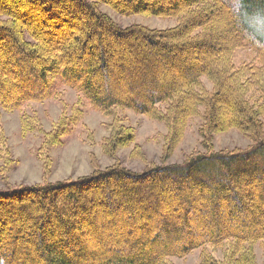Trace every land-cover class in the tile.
I'll return each mask as SVG.
<instances>
[{
  "label": "trees",
  "instance_id": "16d2710c",
  "mask_svg": "<svg viewBox=\"0 0 264 264\" xmlns=\"http://www.w3.org/2000/svg\"><path fill=\"white\" fill-rule=\"evenodd\" d=\"M103 3L122 16L178 24L123 26ZM257 17L264 0H0V117L65 86L105 115L121 107L167 127L161 163L142 171L92 162V173L75 180L1 189L0 264H168L196 250L199 264H260L264 45L249 39L264 43ZM240 47L254 57L235 66ZM194 117L202 148L167 162ZM39 121L23 114V134ZM68 127L63 116L44 132L37 154L45 173ZM230 129L249 143L216 149L215 134ZM134 138L113 126L105 153L116 158ZM6 139L0 128V150ZM132 156L147 162L142 150ZM14 162L2 159L3 181Z\"/></svg>",
  "mask_w": 264,
  "mask_h": 264
},
{
  "label": "rangeland",
  "instance_id": "374dc122",
  "mask_svg": "<svg viewBox=\"0 0 264 264\" xmlns=\"http://www.w3.org/2000/svg\"><path fill=\"white\" fill-rule=\"evenodd\" d=\"M104 12L111 15L115 21L123 26L140 24L150 28L168 29L178 24L176 17H158L153 15L122 16L109 5L102 4ZM223 34L219 42L223 43ZM254 54L244 47L238 48L234 53V64L240 66L243 62L252 60ZM202 81L207 87H212L211 82L203 77ZM120 90V89H119ZM56 96L43 102H30L21 110L2 111L0 128L7 137L6 143L0 150V164L8 155L14 159V166L10 170L8 181H3L0 176V190L20 185H36L46 182L75 180L81 176L92 173L93 164L99 168H106L115 162H120L127 169L142 171L151 163L160 164L165 134L167 127L157 119L129 109L117 108L112 113L105 115L97 111L79 93L65 86L55 88ZM23 114L38 115L40 121L37 130L23 134L21 117ZM64 116L68 121V133L62 141L55 145L50 156L52 168L50 173H45L41 159L38 157V148L41 145L43 134L52 129L53 124ZM77 120L72 122V118ZM200 117H194L186 129L183 141L175 149L167 162H181L186 153L194 149H201V137L198 127ZM131 128L135 134L134 140L127 146L120 147L116 158L109 157L103 144L110 137L113 126ZM216 149L245 147L249 140L241 135L237 129L217 133L214 138ZM135 149L142 150L147 155V162L134 158ZM9 153V154H8ZM96 161V162H95ZM150 161H153L150 163ZM150 163V164H149ZM258 262L264 264V247L256 245ZM199 250L193 251L184 258L172 257L168 264H199Z\"/></svg>",
  "mask_w": 264,
  "mask_h": 264
},
{
  "label": "clouds",
  "instance_id": "9594fccd",
  "mask_svg": "<svg viewBox=\"0 0 264 264\" xmlns=\"http://www.w3.org/2000/svg\"><path fill=\"white\" fill-rule=\"evenodd\" d=\"M256 22L258 24H264V17H257L256 18ZM249 39L252 41V43L257 46V47H260L261 45H264V43L261 42V40H257L256 38L254 37H249Z\"/></svg>",
  "mask_w": 264,
  "mask_h": 264
}]
</instances>
